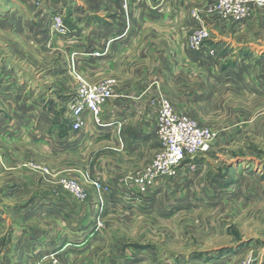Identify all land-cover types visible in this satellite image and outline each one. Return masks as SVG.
Masks as SVG:
<instances>
[{
	"label": "rangeland",
	"instance_id": "rangeland-1",
	"mask_svg": "<svg viewBox=\"0 0 264 264\" xmlns=\"http://www.w3.org/2000/svg\"><path fill=\"white\" fill-rule=\"evenodd\" d=\"M216 1L194 7L191 15L194 11L199 16L191 17H208L216 25L233 26L264 6L249 2L245 15L233 21L208 14L207 5ZM67 2L0 0V88L4 92L17 89V75L36 77V84L44 89L54 82L57 93L64 88L72 95L80 85L79 74L88 82L102 80L87 79L74 61L68 65L70 74L65 73L64 55L70 48L64 52L61 38L66 33L62 10ZM55 16L61 18L64 28L56 26ZM45 32L48 36L44 40ZM262 69L260 78L264 81ZM207 80L200 73V99L181 111L199 126L214 131L208 149L186 156L162 186L141 198L126 178L142 173L160 144L152 155L119 159V175L126 186L123 191L137 197L130 206L122 200L116 202L118 206L109 203L113 189L108 194L95 189L96 181L112 183L103 177L102 170L117 175L110 147L105 144L100 148L101 143L93 142L85 151L79 152L80 146L75 145L71 153L64 152L58 141L62 140L63 123H67L61 116L63 108L56 110L54 150L52 144L50 151L42 147L34 152L29 147L21 150L16 141L0 140V166L17 171H10L4 180L23 187L18 198L12 193L14 197L0 199L2 242L19 251L24 238L23 264L40 259L42 264H54L51 254L57 264H264V97L246 95L239 82L217 86ZM141 117L155 125L147 113ZM78 134L81 132H70L72 138ZM4 192L8 191H1L2 196H8ZM34 199L44 207L30 205ZM86 231L95 235L87 246L80 247L79 238L87 237ZM35 237L51 242V248L66 239L76 252L66 256L39 254L32 241ZM15 256L9 255L10 263L16 264Z\"/></svg>",
	"mask_w": 264,
	"mask_h": 264
},
{
	"label": "crops",
	"instance_id": "crops-1",
	"mask_svg": "<svg viewBox=\"0 0 264 264\" xmlns=\"http://www.w3.org/2000/svg\"><path fill=\"white\" fill-rule=\"evenodd\" d=\"M207 2L150 0L141 4L126 20L119 0H69L62 10L66 16V33L61 38L64 52L66 47L70 48L69 54L65 52L64 55L65 73L70 74L68 65L74 61L87 79L112 77L116 82L115 95L102 111L103 126L98 127L87 119L79 131L81 134L72 138L67 105L72 92L63 88L57 93L54 82L44 89L36 84V77L17 75L14 92L6 93L0 88V140L16 141L22 146L21 150L29 147L34 152L42 147L50 151V145L53 149L56 140V110L63 108L61 116L67 123H63L62 140L58 141L62 142L64 152L71 153L75 145L80 146L79 152L85 151L93 142L101 143L100 148L105 144L110 147L116 159L113 164L118 167H112L116 176L102 170L103 177L112 182L109 185L113 196L108 202L118 206L116 202L122 200L121 203L130 206L137 197H130V193L123 191L126 186L119 175L122 172L119 159L152 155L158 147L153 123L142 120L141 114L147 113V119L155 121L159 95L165 96L176 109L187 108L200 99L202 73L211 84L235 86L239 82L246 95L264 97V81L260 78L264 67V6L254 10L243 22L221 26L208 17L200 16L198 20L191 17L194 7ZM199 26H205L212 33L204 48H214V55L189 49L187 36ZM98 49H105L104 55H88ZM10 171L12 174L17 172L13 167L0 166V199L14 197L12 193L18 198L23 190L18 182L10 184L4 180ZM5 190L8 196L3 197ZM30 205L44 207V203L36 199ZM94 235V231H86L87 237L79 238L80 247L87 246ZM62 240L60 245L52 248L49 247L51 242H43L41 237L32 241L39 254L56 252L66 256L76 252L75 249L72 251L71 243ZM23 242L24 238H21L22 248L14 251L0 239V264H12L9 261L11 253L16 255V264H23Z\"/></svg>",
	"mask_w": 264,
	"mask_h": 264
},
{
	"label": "built area",
	"instance_id": "built-area-1",
	"mask_svg": "<svg viewBox=\"0 0 264 264\" xmlns=\"http://www.w3.org/2000/svg\"><path fill=\"white\" fill-rule=\"evenodd\" d=\"M120 7L126 18L135 11L141 4L150 0H119ZM249 2L257 4L264 3V0H217L213 4H208L206 10L208 14L240 20L246 13V6ZM197 18V13L192 12ZM55 24L58 28H64L61 18L55 16ZM65 29V28H64ZM63 31V29H60ZM65 32V31H63ZM210 35L209 29L205 26H199L188 39V47L196 52L205 51L208 55H214L215 50L212 47L204 48ZM104 50H93L88 55L101 57ZM80 85L69 101L68 116L70 118V132L82 130L87 119L101 127L102 111L108 101L115 95V79L112 77L104 78L98 82H88L83 76H78ZM1 119V115H0ZM154 131L160 144L159 150L154 158L148 163L142 173L135 177H127L126 182L130 183L140 193L146 194L155 187L164 184L167 176L174 174L177 165L186 156H192L195 153L208 149L214 139L215 133L208 127L199 126L194 119L189 117L183 111L176 109L170 101L162 95L157 97L155 105V125ZM95 189L101 194L111 192L110 185L102 182H94ZM52 263L57 264L54 254L50 255ZM41 260V259H40ZM34 261L32 264H42L41 261Z\"/></svg>",
	"mask_w": 264,
	"mask_h": 264
}]
</instances>
